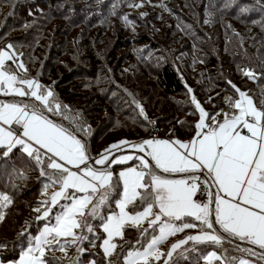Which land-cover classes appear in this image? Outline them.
<instances>
[{
  "label": "snow or ice",
  "instance_id": "6c2138e0",
  "mask_svg": "<svg viewBox=\"0 0 264 264\" xmlns=\"http://www.w3.org/2000/svg\"><path fill=\"white\" fill-rule=\"evenodd\" d=\"M159 6L171 11L163 3ZM223 6L237 7L240 16L256 7L264 11L261 0L253 5L230 0ZM17 47L11 42L0 44V95L10 97L0 100V187L5 189L0 190V223L14 203L8 189L14 193L20 188L14 181L30 178L25 169L39 171L42 195L47 196L50 187L58 190L36 202L34 221L43 222V227L33 235V221H25L29 227L21 229L13 242L19 256L8 264H61L46 253L58 249L67 257L68 248L76 250L72 264H81L85 242L91 248L99 242L102 264H159L161 259L163 264H253L246 257H255L259 264L264 260V98L258 108L252 96L229 81L239 98L225 97L233 111L222 113V120L215 118L221 113L205 111L191 97L199 119L190 139H120L94 157L87 143L90 126L80 113L67 125L50 118L63 116L69 106L58 101L51 86L28 74L20 59L24 53H17ZM237 71L249 80L264 78L252 68L238 66ZM133 103L144 115L139 102L133 99ZM128 148L143 155L125 154ZM113 165L121 170L116 173ZM129 229L137 233L135 240L125 239ZM185 229L198 231L171 243L166 253L161 251V244ZM6 246L0 241V248Z\"/></svg>",
  "mask_w": 264,
  "mask_h": 264
},
{
  "label": "trees",
  "instance_id": "16d2710c",
  "mask_svg": "<svg viewBox=\"0 0 264 264\" xmlns=\"http://www.w3.org/2000/svg\"><path fill=\"white\" fill-rule=\"evenodd\" d=\"M229 2L198 0L196 19L192 0H144L139 8L129 4L141 0H0V44L11 42L21 48L24 55L20 58L28 72L44 82L42 85L51 86L58 101L69 106L63 116L52 114L50 118L67 125L80 113L91 128L87 143L92 156L120 139H147L152 120L160 136L185 141L194 134L199 115L192 96L213 115L227 107L225 97L239 96L229 81L252 96L258 108L264 98V78L249 80L237 71L239 66L264 73V25L260 23L264 11L256 7L240 16L237 7L223 6ZM239 2L253 5L255 0ZM162 3L171 11L160 7ZM205 19L211 22L205 23ZM133 99L143 107L144 115ZM25 172L29 179L14 181L19 190L12 193L8 189L14 203L5 210L6 219L0 223V241L7 242L0 248L4 259L18 257L13 242L21 229L29 227L26 220L33 221L31 233L42 223L34 221L37 213L32 209L39 207L38 200H44L43 181L37 179L38 170ZM136 236L129 229L125 239L135 240ZM115 241L120 243L119 238ZM83 247L86 251L81 264L93 259L102 263L99 242L96 248L87 242ZM72 249L66 260L58 259L61 264H72L76 255ZM246 258L256 261L255 257Z\"/></svg>",
  "mask_w": 264,
  "mask_h": 264
},
{
  "label": "rangeland",
  "instance_id": "374dc122",
  "mask_svg": "<svg viewBox=\"0 0 264 264\" xmlns=\"http://www.w3.org/2000/svg\"><path fill=\"white\" fill-rule=\"evenodd\" d=\"M192 4L190 3V5H191V7L193 6L194 7V9H191V10H194V13H195V17L194 18H198V0H192ZM180 3L178 2L177 4H176V8L177 7H180V5H179ZM178 9V8H177ZM9 43V42H8ZM7 44V43H6ZM165 44V43H164ZM16 52L17 53H20L21 52V48L18 50L17 48H16ZM21 59V58H20ZM36 67H37V64H35V65H33V70H36ZM186 70V69H185ZM28 74L31 76V77H33V74H31L30 72H28ZM194 76H197L196 74H194ZM39 83H44V82H41L40 81V79H39ZM231 97L233 98V101L235 100V99H237V98H239V96H237L236 97V95H231ZM0 100H3V99H0ZM227 103V102H226ZM232 108H231V105L229 104V103H227V107L226 108H224V110L223 111H221L220 113H221V115H215V118L217 119V120H222L223 119V115H222V113H228L229 115H232ZM198 116V118H197V120L199 119V115H197ZM196 120V121H197ZM153 121V120H152ZM208 123H212V121L211 120H209L208 121ZM151 124V123H150ZM156 124V123H155ZM149 130H150V127H149ZM159 139H167L166 138V136H163V135H161V137H159ZM133 142H135V141H133ZM132 153H135L136 155H143V153H139L137 150H135V149H132V148H128V149H125V154H132ZM138 163V162H137ZM129 164H131V162H129ZM114 168V167H113ZM121 170V166H119V168L118 169H115L114 171L116 172V173H118L119 171ZM56 190H58L57 188H53V189H50V190H47V196H43V199H46V198H48V197H50V194L52 193V192H54V191H56ZM38 227H43V222L38 226ZM192 230V229H191ZM195 230H197V229H195ZM36 232H37V229L32 233L33 235H35L36 234ZM188 234H196V233H191V231L189 230V229H185L184 230V232H181V233H179V236H178V238H176V239H174V240H170V237L168 238V244H161L160 245V249H161V251H164L165 253L167 252V250H168V248H169V246L171 245V243H173V242H175V241H177V240H179V239H182V238H184V236H186V235H188ZM116 242V241H115ZM166 243V242H165ZM74 249H72V251H73ZM2 251H3V249L2 250H0V256H2ZM67 252H68V256L66 257L65 256V254L63 253V252H61V251H59L58 249H56V250H53V251H49V252H47L46 253V255L47 256H55L57 259H59V260H66L68 257H69V255H70V248H68L67 250H66ZM75 251V250H74ZM103 254V253H102ZM18 256H19V254H18ZM18 258V257H17ZM14 259H16V258H14ZM249 259V258H248ZM9 260H12V259H4L3 258V264H8V261ZM252 262H253V264H256V261L255 260H252V259H250ZM114 261V260H113ZM161 261L163 262V259H161ZM66 262V261H65ZM153 263H155L156 264V262L155 261H153ZM88 264V263H87ZM102 264V263H101ZM260 264H264V260L260 263Z\"/></svg>",
  "mask_w": 264,
  "mask_h": 264
},
{
  "label": "built area",
  "instance_id": "2783aa9c",
  "mask_svg": "<svg viewBox=\"0 0 264 264\" xmlns=\"http://www.w3.org/2000/svg\"><path fill=\"white\" fill-rule=\"evenodd\" d=\"M151 137H156V138L160 137L158 127L156 126L155 123L154 124L153 123L150 124V130H149L148 138H151ZM198 198L202 199V197H198Z\"/></svg>",
  "mask_w": 264,
  "mask_h": 264
},
{
  "label": "crops",
  "instance_id": "0c3cea01",
  "mask_svg": "<svg viewBox=\"0 0 264 264\" xmlns=\"http://www.w3.org/2000/svg\"><path fill=\"white\" fill-rule=\"evenodd\" d=\"M0 99H8V97H4V96H2V95H0ZM245 133H246V129L245 130H243ZM161 137V136H160ZM166 138L167 139H169V140H173V139H171L170 137H168V136H166ZM159 139V138H158Z\"/></svg>",
  "mask_w": 264,
  "mask_h": 264
}]
</instances>
